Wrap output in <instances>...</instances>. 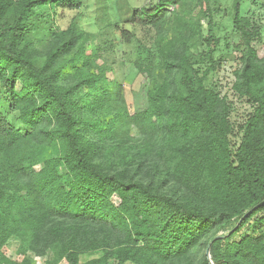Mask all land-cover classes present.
I'll list each match as a JSON object with an SVG mask.
<instances>
[{
	"label": "trees",
	"instance_id": "16d2710c",
	"mask_svg": "<svg viewBox=\"0 0 264 264\" xmlns=\"http://www.w3.org/2000/svg\"><path fill=\"white\" fill-rule=\"evenodd\" d=\"M186 1L158 0L131 9L123 21L160 33L175 15L168 6ZM242 1L233 0V26L244 47L233 88L253 109L232 148L224 98L205 86L208 69L201 72L174 41L160 48L161 80L146 63L137 65L149 80L147 106L130 112L107 68L85 56L83 30L73 22L55 27L56 9H76L81 0H0V86L8 108L19 111L29 129L15 127L0 106V217L20 220L31 237L46 222L60 220L50 232L71 264L79 252L99 248L111 251L117 263L191 264L208 236L210 259L200 264H264V231L231 240L264 212L263 204L238 223L264 199V55L251 45L258 28L240 14ZM207 25L210 54L217 43L212 18ZM120 36L132 38L126 29ZM70 72L73 79H65ZM131 128L139 134L138 151L128 163L147 165L154 179L184 186L189 198L178 199L101 156L109 140L125 149ZM233 218L226 236L210 237ZM0 227V238L11 233Z\"/></svg>",
	"mask_w": 264,
	"mask_h": 264
},
{
	"label": "rangeland",
	"instance_id": "374dc122",
	"mask_svg": "<svg viewBox=\"0 0 264 264\" xmlns=\"http://www.w3.org/2000/svg\"><path fill=\"white\" fill-rule=\"evenodd\" d=\"M158 0H81V5L69 10L58 7L54 16L55 27L59 31L66 29L70 23H75L83 30L84 54L91 63L106 67L108 80L118 83L122 93L124 107L130 111H139L147 106L146 91L149 85L148 77L137 67L139 63H146L149 70L158 80L164 76L160 48L169 41H174L176 51H184L192 63L201 72L208 69L204 75L206 87L217 91L224 98L228 106L229 138L232 148L238 145L241 128L253 107L245 96L240 95L233 88L235 71L240 67L242 49L239 33L233 26V0H187L168 6L174 9V17L162 32L148 26L124 22V17L133 8L151 7ZM240 14L258 28L257 37L251 42L259 57L264 55V0H243ZM209 15V16H208ZM212 18L213 34L216 40L215 50L208 54L210 44L206 40L208 34V18ZM198 25V27H197ZM126 29L132 34L130 42L120 36V30ZM72 72L67 73L65 79L72 80ZM20 88V84L16 83ZM0 106L7 120L21 131L29 130L19 118V111L8 108L4 89L0 86ZM138 133L135 128L129 130V141L125 149L115 147L114 140L106 141L110 147L101 156L113 167L128 166L132 177L145 181H155L162 191L173 194L178 199L189 198V190L179 184L161 181L153 178V172L147 165L136 168L129 159L138 151L136 147ZM119 145V144H118ZM121 156H124L120 162ZM132 161V160H130ZM41 165L37 166L40 168ZM60 172L64 173L61 167ZM3 191H5L4 186ZM11 191H15L13 186ZM23 195V191H17ZM118 205L116 196L110 198ZM3 208H0L2 211ZM260 212L252 217L232 237L238 241L243 236H257L264 231V223L259 218ZM236 223L233 218L228 223L210 234L226 236ZM2 227L8 226L11 233L0 238V264H71L61 256V241L55 234L51 236L53 227L62 225L58 219L42 225L36 237L27 233L26 227L15 218L0 217ZM1 228V227H0ZM50 235V236H49ZM206 237L193 252L191 264H200L203 257L210 259L206 253ZM56 240V241H55ZM211 261V260H210ZM212 262V261H211ZM77 264H133L130 262L117 263L113 253L104 248L81 251L78 253Z\"/></svg>",
	"mask_w": 264,
	"mask_h": 264
},
{
	"label": "water",
	"instance_id": "95a60500",
	"mask_svg": "<svg viewBox=\"0 0 264 264\" xmlns=\"http://www.w3.org/2000/svg\"><path fill=\"white\" fill-rule=\"evenodd\" d=\"M264 204V199H262L261 201H259L258 203H256L254 206H252L250 209H248L243 215L242 217L240 218V220L238 221V223L241 221L242 218L246 217L247 215H249L251 212H253L255 209H257L258 207H260L261 205ZM237 226V225H236ZM235 226V227H236ZM234 227V228H235ZM223 237L222 235H216L214 237V239H217V238H221ZM210 243L211 241L207 244V247H206V253L207 255L209 254V246H210ZM210 264H212V262L210 261Z\"/></svg>",
	"mask_w": 264,
	"mask_h": 264
},
{
	"label": "built area",
	"instance_id": "2783aa9c",
	"mask_svg": "<svg viewBox=\"0 0 264 264\" xmlns=\"http://www.w3.org/2000/svg\"><path fill=\"white\" fill-rule=\"evenodd\" d=\"M173 7H171V9H172Z\"/></svg>",
	"mask_w": 264,
	"mask_h": 264
}]
</instances>
